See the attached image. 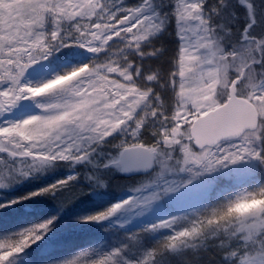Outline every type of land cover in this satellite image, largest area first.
Here are the masks:
<instances>
[{"label":"snow or ice","instance_id":"1","mask_svg":"<svg viewBox=\"0 0 264 264\" xmlns=\"http://www.w3.org/2000/svg\"><path fill=\"white\" fill-rule=\"evenodd\" d=\"M116 172L131 195L62 219ZM4 217L0 264H264V0H0Z\"/></svg>","mask_w":264,"mask_h":264},{"label":"rangeland","instance_id":"2","mask_svg":"<svg viewBox=\"0 0 264 264\" xmlns=\"http://www.w3.org/2000/svg\"><path fill=\"white\" fill-rule=\"evenodd\" d=\"M80 167L82 166H77V168ZM74 173L75 170L68 167H62L60 170L55 168L48 171L44 175L26 180L22 184L17 185L10 191L9 196L15 197L17 195L26 194L28 191H35L39 187H44L48 184L55 183L57 180L64 179L66 176L72 175ZM117 173L119 174V172H116L114 175H117ZM131 194L132 193L127 191L124 187L122 188L121 192L114 197L106 196L104 193H102V191L100 193H89L79 197V199L75 200L74 203L69 205L68 208L64 210L62 219L67 217L74 220L76 216L94 214L110 207L111 204L116 203L118 200L126 198ZM40 199L47 205L45 210L46 215L56 214L58 208L54 200L49 199L48 197H42ZM119 219L121 218L115 217L111 221L104 222L103 225L88 224L74 228L64 247L60 249L59 254L61 256H69L79 249L92 246L93 244L105 243L112 235H119L120 230L115 226ZM17 223L18 222L12 218L4 217L2 220H0V229L13 230L17 226ZM105 229H108V231L106 232ZM45 239H47V237ZM36 247V245H33V249ZM29 251L32 252L31 249ZM33 255L34 258H36L35 253H33Z\"/></svg>","mask_w":264,"mask_h":264},{"label":"trees","instance_id":"3","mask_svg":"<svg viewBox=\"0 0 264 264\" xmlns=\"http://www.w3.org/2000/svg\"><path fill=\"white\" fill-rule=\"evenodd\" d=\"M56 169L60 170L62 169V167ZM123 179H124L123 174L117 173V175L113 176L114 186L111 189L102 190V193H104L106 196H111V197L117 196L124 187L122 186Z\"/></svg>","mask_w":264,"mask_h":264}]
</instances>
